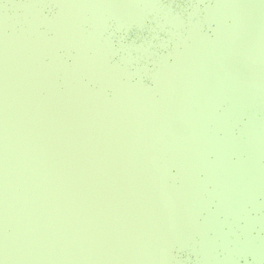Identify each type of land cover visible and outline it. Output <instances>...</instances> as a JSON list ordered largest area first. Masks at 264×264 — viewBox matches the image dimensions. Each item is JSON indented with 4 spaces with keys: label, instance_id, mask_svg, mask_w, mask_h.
I'll return each mask as SVG.
<instances>
[{
    "label": "rangeland",
    "instance_id": "obj_1",
    "mask_svg": "<svg viewBox=\"0 0 264 264\" xmlns=\"http://www.w3.org/2000/svg\"><path fill=\"white\" fill-rule=\"evenodd\" d=\"M21 2L0 0L4 264H186L187 259L169 253L177 237L182 248L191 244L207 264H236L231 241L242 253L264 259V247L254 246L255 240L238 241L234 223V234H223L217 226L216 235L207 237V224L215 225L209 220L213 212L200 219L198 210L207 207L208 199L194 169L208 167L202 146L187 142L193 130L199 141L204 137L182 104L183 99L196 111L195 102H200L205 116L225 130L235 126L238 116L249 117L241 132L252 142L245 143L248 147L236 141L230 145L246 149L248 160L239 159V168L253 206L263 210L260 218L246 217L244 233L251 234L255 221L264 228V186L257 181L264 179L258 161L264 154V131L256 116L259 108L264 112V0H214L207 5L204 19L218 22L212 39L195 26L182 37L177 18L159 0H63L51 15L42 8L21 7ZM152 13L161 26L170 25L166 44L175 42L153 85H146L113 71L110 35L104 31L111 18L120 25ZM193 15L200 16L197 6ZM225 34L238 41L244 68L222 41ZM217 46L225 58L226 80L208 57ZM72 48L69 62L60 50ZM203 60L206 70L200 68ZM186 75L208 79L206 92L185 82ZM222 100L227 108L217 119L210 108ZM223 141L218 146L224 159L229 145L220 146ZM172 166L177 169L171 174ZM218 245L225 252L222 258L214 250Z\"/></svg>",
    "mask_w": 264,
    "mask_h": 264
},
{
    "label": "water",
    "instance_id": "obj_2",
    "mask_svg": "<svg viewBox=\"0 0 264 264\" xmlns=\"http://www.w3.org/2000/svg\"><path fill=\"white\" fill-rule=\"evenodd\" d=\"M178 3H182L183 0H177ZM214 0H203V4H198L197 8L200 10V16L201 14L204 17V11L207 5L212 4ZM9 4V3H8ZM159 4H161V0H159ZM10 5V4H9ZM57 10V9H56ZM54 10V13L55 11ZM43 12L47 15H50L49 12H46L43 9ZM53 13V14H54ZM153 16V13H152ZM199 16V17H200ZM197 17V16H196ZM197 17V18H199ZM207 20V19H206ZM232 20V17H229V21ZM211 23L212 28L211 32H205L203 33L207 36H209L210 39L215 37V29L216 26L218 25V22L215 20H207ZM119 25L115 22L113 18H111L108 22L107 29H105L104 34H109L110 35V30L113 28L118 27ZM161 30H166L168 32V35L170 33V25L165 26L164 24L161 26ZM180 33L182 34V37L187 35V29H184L181 27V30H179ZM222 41L226 42L227 45L232 49L233 52L237 53L238 56V65L239 68H244L242 66L243 60L240 57L241 56V51L238 46V41L234 38L232 39L229 37V35H224L221 37ZM111 40V35L109 36V41ZM167 42V41H166ZM165 42V43H166ZM174 39L171 41L170 47H173L174 45ZM178 49H182L183 45L179 43V46H177ZM216 49H212L213 51L209 54L208 57L211 58L213 62H215V67L218 72V75L223 79L226 80L227 75H225V68H226V63H225V58L222 55L221 51L218 49V46L215 47ZM74 49L72 48V51L65 52L64 49H61L60 52L64 53V57L70 62L72 60V52L74 53ZM169 51V50H168ZM203 53L205 55L206 50L204 48ZM240 55V56H239ZM174 59L172 54H169L168 61L172 62ZM207 61V59H206ZM206 61L203 60V63H200V68L205 70L207 69ZM188 63V62H187ZM201 64H203V67H201ZM190 66V65H189ZM132 77V76H131ZM187 81L185 82H191L193 85H196V83L199 85L197 87L202 88L206 92L207 86L210 85L209 80L203 79V78H198L196 75H186L185 77ZM133 77L131 78V81H135ZM247 81V79H246ZM153 80L151 81L150 84L146 85H153ZM229 84L234 85L235 80L230 79L228 81ZM218 89V88H217ZM219 90V89H218ZM108 92H111L112 89L109 87L107 89ZM111 95V93L109 94ZM154 98H158V95L154 96ZM167 105L166 103H163ZM182 104H183V109L185 110L186 114H190L193 120L197 122V125H200L201 132L203 134V139L202 141H199L198 136L193 135V131H190L188 133V139L187 142L190 140V142L193 143L194 147L196 145L202 146V152H203V159L206 162V166L208 167V170H211L213 174H217L218 176L216 178H212V175H209L210 171L203 167H198L194 169V174L196 177H198L199 181H202V188L205 192V198L208 199V204L206 205V208H201L198 210L200 219H204L205 216L208 215V213L213 212V216L209 217V220L214 223V226H210L207 224L208 231H207V237L213 238L215 234L214 228L219 226L223 234L229 233L231 231H234L235 228V233L238 234V241L241 243L243 242L244 244H249L252 241L254 246H259L261 245L264 247V242H260V238L263 237L264 235V228L261 225V222L255 221L251 227V234H245L244 233V226L247 222L246 217H254V218H260V216L263 214V210L259 209L258 207L253 206V201L249 197L250 194L248 192V181L245 177V174L242 172L241 168H239V159L240 160H248V155L246 149H239V151L236 150L237 147H232L230 145L231 142L236 141L239 146H244L248 147V144L245 145V143L252 142L248 141L250 140L247 138V135L245 132H241V126L247 121H249V117L246 115H240L237 117V123L235 124L234 127L230 128L231 130H225L222 128H217L215 126L214 120H210L209 117H206L204 114V111H201V104L200 102L196 101L195 102V108L196 111L190 110V107H188V104L186 105L182 99ZM227 108V103L226 101L222 100L221 104L219 102H215V104L210 108L215 115V118L217 119H222L223 113L226 111ZM225 109V110H224ZM264 112L258 109V113L256 114L258 124H259V129L264 131V122H262L264 118ZM259 116V118H258ZM227 121H230V119H227ZM188 128H190L188 126ZM194 129V128H193ZM231 131V132H230ZM231 133L230 135L227 133ZM234 137L233 140L231 138ZM225 139L223 141L222 145L220 146H225L228 147L226 152H224L225 158L228 159L225 160L223 159V153H219V146L218 143L221 144L220 140ZM194 140V142H193ZM218 140V141H217ZM217 144V147L213 146L212 142ZM215 141V142H214ZM257 142V140H255ZM189 142V144H190ZM188 144V146H189ZM250 144V143H249ZM254 143H251L253 145ZM255 147V145H253ZM192 148V146H190ZM258 161L260 165L264 168V154H260L258 156ZM173 168L170 169L171 174L176 171V167L172 166ZM227 174H229V178L227 177ZM258 182L261 184L260 186H264V179H260L259 177L257 178ZM262 180V181H261ZM256 184V179L253 180V184ZM253 187V186H252ZM219 191V192H218ZM262 196L259 197V200H262ZM262 217V216H261ZM208 219V218H205ZM205 221V220H203ZM231 223H234V227L231 229ZM220 231V232H221ZM233 233V232H231ZM234 234V233H233ZM218 235V234H217ZM251 236L250 238L248 237ZM230 238H233L234 236H229ZM229 238V239H230ZM235 240V239H234ZM239 243V244H240ZM238 245V244H237ZM236 243L230 242L229 247H231V254L233 260L236 262V264H264V259L263 258H257L252 252L247 251L245 253H239L237 254V246ZM172 244L170 247L168 246V250L170 255H172L174 258H182V259H187L186 264H207L204 259H202L201 255L197 253L196 249L191 245H183V248H177L175 251L170 250ZM248 246V245H246ZM246 247H244L245 249ZM215 253L222 258L225 254L223 251V247L221 245H218L217 247H214ZM257 252V251H255ZM262 260V261H261ZM215 264V263H214ZM222 264H226L225 262Z\"/></svg>",
    "mask_w": 264,
    "mask_h": 264
},
{
    "label": "snow or ice",
    "instance_id": "obj_3",
    "mask_svg": "<svg viewBox=\"0 0 264 264\" xmlns=\"http://www.w3.org/2000/svg\"><path fill=\"white\" fill-rule=\"evenodd\" d=\"M198 4H203V0H183L182 3L161 0L160 7L170 11L184 29L195 26L201 31L211 32L212 25L202 14L199 18L193 15V9ZM20 6L42 8L51 15L63 6V0H22ZM159 25V19L149 15L142 20H125L110 30L108 62L114 72L128 73L137 81L151 83L170 48V44L165 43L169 39L168 32L161 30ZM161 164L163 166L164 162L161 161ZM182 244V239L177 237L172 243L173 251ZM242 252V249L237 250V254ZM0 264H4L2 258Z\"/></svg>",
    "mask_w": 264,
    "mask_h": 264
}]
</instances>
